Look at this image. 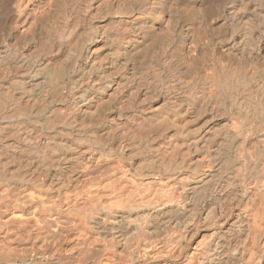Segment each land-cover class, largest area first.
I'll return each mask as SVG.
<instances>
[{
    "label": "bare ground",
    "instance_id": "obj_1",
    "mask_svg": "<svg viewBox=\"0 0 264 264\" xmlns=\"http://www.w3.org/2000/svg\"><path fill=\"white\" fill-rule=\"evenodd\" d=\"M38 261L264 264V0L7 1L0 264Z\"/></svg>",
    "mask_w": 264,
    "mask_h": 264
},
{
    "label": "rangeland",
    "instance_id": "obj_2",
    "mask_svg": "<svg viewBox=\"0 0 264 264\" xmlns=\"http://www.w3.org/2000/svg\"><path fill=\"white\" fill-rule=\"evenodd\" d=\"M7 1L8 0H0V12L3 10V8H4V6H5V4L7 3ZM193 2V0H186V3L187 4H190V3H192ZM46 261V260H45ZM45 261H42V262H40V261H38V262H40V263H38V264H48L47 262H45ZM36 263V264H37Z\"/></svg>",
    "mask_w": 264,
    "mask_h": 264
}]
</instances>
